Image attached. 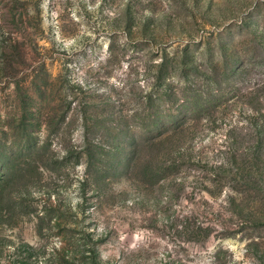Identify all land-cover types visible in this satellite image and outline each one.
<instances>
[{
  "label": "rangeland",
  "instance_id": "obj_1",
  "mask_svg": "<svg viewBox=\"0 0 264 264\" xmlns=\"http://www.w3.org/2000/svg\"><path fill=\"white\" fill-rule=\"evenodd\" d=\"M0 264H264V0H0Z\"/></svg>",
  "mask_w": 264,
  "mask_h": 264
}]
</instances>
